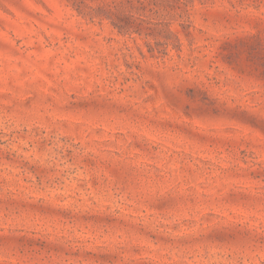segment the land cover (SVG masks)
I'll return each mask as SVG.
<instances>
[{
    "label": "rangeland",
    "instance_id": "374dc122",
    "mask_svg": "<svg viewBox=\"0 0 264 264\" xmlns=\"http://www.w3.org/2000/svg\"><path fill=\"white\" fill-rule=\"evenodd\" d=\"M0 264H264V0H0Z\"/></svg>",
    "mask_w": 264,
    "mask_h": 264
}]
</instances>
